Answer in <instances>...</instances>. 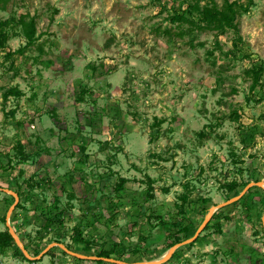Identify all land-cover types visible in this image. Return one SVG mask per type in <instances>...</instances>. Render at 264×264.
Returning a JSON list of instances; mask_svg holds the SVG:
<instances>
[{"label": "rangeland", "instance_id": "374dc122", "mask_svg": "<svg viewBox=\"0 0 264 264\" xmlns=\"http://www.w3.org/2000/svg\"><path fill=\"white\" fill-rule=\"evenodd\" d=\"M211 1L224 3L9 0L0 10L13 18L0 48V187L19 194L9 224L30 256L57 242L158 260L185 233L175 224L197 229L210 206L264 184V71L250 89L253 61L264 64V0H228L245 6L236 46L231 29L173 18L190 7L197 21L193 5ZM20 17L33 18V42ZM13 86L20 95L3 100ZM255 187L162 264H264V192ZM13 201L0 190V230ZM75 228L90 250L73 241ZM0 254L4 264H113L57 245L35 259L15 246Z\"/></svg>", "mask_w": 264, "mask_h": 264}, {"label": "trees", "instance_id": "16d2710c", "mask_svg": "<svg viewBox=\"0 0 264 264\" xmlns=\"http://www.w3.org/2000/svg\"><path fill=\"white\" fill-rule=\"evenodd\" d=\"M8 1L9 0H0V10L4 9L5 4ZM193 8L198 11L197 21H194V19H192L194 17L192 16L193 12H192L190 7L189 8L186 7L184 9V11H182V12H179V13L175 12L173 14V18L176 20H181L184 18L185 14H188L190 16L189 21H191L193 23L196 22V25L199 26L201 29H216L219 32H223L226 29H231L237 34L235 41H234V45L236 46L237 41H241V38L238 35L239 32H238V27L235 23V19H236V16H237L239 10H245V6H243L242 4H240L237 1L224 0L222 8H219L215 4L214 1H211L210 4L203 6V8H201V9H198L197 5H193ZM12 21H13V18L0 19V48H2L4 46L5 42L8 39L7 28L10 26ZM17 23L21 26L22 34L27 39V41L33 42L34 33H35V25H34L33 18H30L28 21H26L23 17L22 18L20 17L19 20H17ZM201 23H203V24H201ZM263 71H264L263 62H255L254 63V61H253V65L251 68L252 82L250 85V89H254L256 86H260L263 84V81H262ZM9 95L18 96V95H20V91L14 86L7 88L2 93L3 100H6L7 97H9ZM1 166H2V164H0V167ZM124 181H125L124 178L119 179V183L116 186L117 189H120L122 187V184ZM225 185L231 189L235 186V182L227 183ZM255 188L260 189L262 192H264L263 188H260V187H255ZM148 190H150V191L153 190V187L151 186L150 181L148 184ZM164 191H166V189H164ZM16 193L19 196L17 191H16ZM149 196H151V195L149 194ZM180 198H181L182 203L184 205V203L187 202V195L182 194L180 196ZM241 198H243V197H241ZM239 200L235 201L234 204L238 203ZM19 206H20V204L16 205V207H19ZM180 212L183 213L184 210L180 209ZM59 215H60V213L53 215L50 218V220L51 221H53V220L59 221ZM0 222L5 223V215L0 218ZM175 225H176V227H178L177 231L179 233H181L180 231H182V229L185 231V233H184L182 238L180 236H178L179 234H176L174 236L173 240L168 244V247H171L173 244L180 242L186 238H189L190 236L193 235V233L196 230V229H193V228L190 229L187 227L180 228V223H177ZM218 230H220V229L218 228ZM72 238H73V241H75V242L85 243L84 250H90L91 249V244L82 238L81 232L78 229L75 228L74 235L72 236ZM193 242H191V243H193ZM191 243L187 244V246H189ZM10 246H15V250H16L17 254L22 256L24 259L26 258L23 255V253L21 252V250L18 248V246L15 245L14 239L9 234L7 227L5 226V229L0 230V250H3V249L10 247ZM110 254H111V252L109 250H105L102 247H100V248H97L95 256L111 257ZM116 259H118V258H116ZM96 262L102 263L103 261L97 260Z\"/></svg>", "mask_w": 264, "mask_h": 264}, {"label": "water", "instance_id": "95a60500", "mask_svg": "<svg viewBox=\"0 0 264 264\" xmlns=\"http://www.w3.org/2000/svg\"><path fill=\"white\" fill-rule=\"evenodd\" d=\"M251 186H260L262 188H264V184L260 181H255V182H249L243 189L242 191L236 195L233 196L232 198H229L228 200H225L221 203L215 204L213 206H210L206 216L204 217L203 221L200 223V225L197 227V229L195 230V232L193 233L192 236H190L189 238H186L180 242H177L175 244H173L171 247L168 248V250L166 251V253L164 254V256H162V258L158 259V260H150V261H136V262H126L120 259H116L113 257H101V256H95V255H84V254H79V253H74L70 250H68L63 244L61 243H57V242H52L50 244H48L40 253L39 255L32 257L29 255V253L27 252V250L25 249V247L23 246L22 241L19 239V237L17 236L16 232L14 231V229L10 226L9 224V216L10 213L12 212V210L14 209L15 205L17 204L18 201V195L17 193L7 189V188H2L0 187V190H2L3 192H7L9 194H11L14 198L13 203L11 204V206H9L8 211L6 213V227L7 230L9 232V234L12 236V238L14 239V242L16 243V245L19 247V249L21 250V252L23 253V255L27 258V259H35L38 258L40 256H43L46 251L51 248L52 246H59L60 248H62V250H64L65 252L77 257V258H82V259H87V260H101L104 262H109V263H113V264H162L165 261H167L169 259V257L171 256V254L173 253L174 250H176L177 248L187 245L191 242H193L197 236L200 235V233L202 232L203 228L205 227V225L208 223L209 219L211 218V216L213 215V213L225 206H228L230 204H232L233 202L239 200L244 194L245 192L251 187ZM261 224H262V229H263V235H264V213L261 217Z\"/></svg>", "mask_w": 264, "mask_h": 264}, {"label": "built area", "instance_id": "2783aa9c", "mask_svg": "<svg viewBox=\"0 0 264 264\" xmlns=\"http://www.w3.org/2000/svg\"><path fill=\"white\" fill-rule=\"evenodd\" d=\"M2 258L0 257V264H4V262L1 260Z\"/></svg>", "mask_w": 264, "mask_h": 264}, {"label": "crops", "instance_id": "0c3cea01", "mask_svg": "<svg viewBox=\"0 0 264 264\" xmlns=\"http://www.w3.org/2000/svg\"><path fill=\"white\" fill-rule=\"evenodd\" d=\"M16 232V231H15ZM53 247V246H52ZM0 257H1V254H0Z\"/></svg>", "mask_w": 264, "mask_h": 264}]
</instances>
